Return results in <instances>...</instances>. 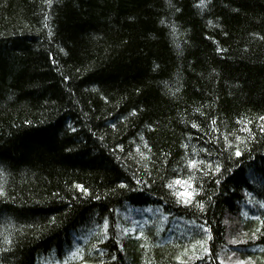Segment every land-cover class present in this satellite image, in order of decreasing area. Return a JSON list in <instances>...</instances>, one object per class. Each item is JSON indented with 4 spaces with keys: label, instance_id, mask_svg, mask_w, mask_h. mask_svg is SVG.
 <instances>
[{
    "label": "trees",
    "instance_id": "1",
    "mask_svg": "<svg viewBox=\"0 0 264 264\" xmlns=\"http://www.w3.org/2000/svg\"><path fill=\"white\" fill-rule=\"evenodd\" d=\"M65 261L264 264V0H0V264Z\"/></svg>",
    "mask_w": 264,
    "mask_h": 264
},
{
    "label": "snow or ice",
    "instance_id": "2",
    "mask_svg": "<svg viewBox=\"0 0 264 264\" xmlns=\"http://www.w3.org/2000/svg\"><path fill=\"white\" fill-rule=\"evenodd\" d=\"M204 5H205V0H200V6H204ZM161 23H163V21H161ZM193 126L196 127V125H193ZM235 155L236 156H240L241 152L237 149ZM196 164H197L196 161H194V160L190 161V166L191 167L195 168ZM215 170L217 172H220L221 171V166L219 164H216L215 165ZM174 183L175 184H180L181 181L176 180ZM217 183H219V181H217ZM78 187H81V186H78ZM168 187H172V184H169ZM177 195H184L186 197V199L184 200V203H190L191 202V197L193 196V193L192 192H184V193H177ZM201 207H203V206L201 205ZM107 227H108V222H107V220H105L104 228L107 229ZM140 235L143 236V233H141ZM105 238H106V233H105ZM76 254L77 253H75V252L72 253V255H76ZM114 258L115 257H113V259ZM65 264H67V261H65ZM240 264H244V261H241Z\"/></svg>",
    "mask_w": 264,
    "mask_h": 264
},
{
    "label": "bare ground",
    "instance_id": "3",
    "mask_svg": "<svg viewBox=\"0 0 264 264\" xmlns=\"http://www.w3.org/2000/svg\"><path fill=\"white\" fill-rule=\"evenodd\" d=\"M134 213L135 212H127L126 210L122 211V215H123L122 218H123V223L125 224V226H130V228H135L136 224H138V222L136 221V217L134 216ZM135 229L137 230V228Z\"/></svg>",
    "mask_w": 264,
    "mask_h": 264
},
{
    "label": "rangeland",
    "instance_id": "4",
    "mask_svg": "<svg viewBox=\"0 0 264 264\" xmlns=\"http://www.w3.org/2000/svg\"><path fill=\"white\" fill-rule=\"evenodd\" d=\"M129 209H130V208L127 207V210H129ZM146 210H148V209L137 210V213H139V212L142 213V212H144V211H146ZM132 232H133V231H132ZM132 232H131V233H132Z\"/></svg>",
    "mask_w": 264,
    "mask_h": 264
}]
</instances>
